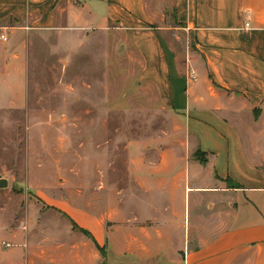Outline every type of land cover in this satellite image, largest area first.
Wrapping results in <instances>:
<instances>
[{"label":"rangeland","instance_id":"rangeland-1","mask_svg":"<svg viewBox=\"0 0 264 264\" xmlns=\"http://www.w3.org/2000/svg\"><path fill=\"white\" fill-rule=\"evenodd\" d=\"M178 2L147 0L149 20L195 76ZM26 65L23 96L0 83V264H184L200 244L193 219L218 212H191L189 164L212 162L183 119L136 95L101 35L29 32Z\"/></svg>","mask_w":264,"mask_h":264},{"label":"crops","instance_id":"crops-1","mask_svg":"<svg viewBox=\"0 0 264 264\" xmlns=\"http://www.w3.org/2000/svg\"><path fill=\"white\" fill-rule=\"evenodd\" d=\"M177 8L195 40V76H184L165 28L150 23L147 0H0V83L15 81L24 95L29 32L103 36L136 95L178 113L189 145L212 162L189 164L191 212L211 201L218 213L193 219L200 244L184 264H264V0H179ZM208 172L218 181L201 186Z\"/></svg>","mask_w":264,"mask_h":264},{"label":"water","instance_id":"water-1","mask_svg":"<svg viewBox=\"0 0 264 264\" xmlns=\"http://www.w3.org/2000/svg\"><path fill=\"white\" fill-rule=\"evenodd\" d=\"M10 187L9 181L7 179H4L0 175V191L7 190Z\"/></svg>","mask_w":264,"mask_h":264},{"label":"built area","instance_id":"built-area-1","mask_svg":"<svg viewBox=\"0 0 264 264\" xmlns=\"http://www.w3.org/2000/svg\"><path fill=\"white\" fill-rule=\"evenodd\" d=\"M8 40H9V39H8V37H7L6 35H3V36H2V41H3V42L6 43V42H8Z\"/></svg>","mask_w":264,"mask_h":264},{"label":"trees","instance_id":"trees-1","mask_svg":"<svg viewBox=\"0 0 264 264\" xmlns=\"http://www.w3.org/2000/svg\"><path fill=\"white\" fill-rule=\"evenodd\" d=\"M200 154V153H199Z\"/></svg>","mask_w":264,"mask_h":264}]
</instances>
